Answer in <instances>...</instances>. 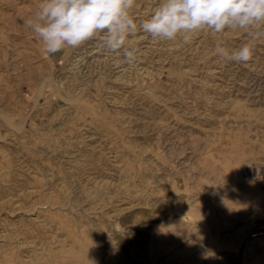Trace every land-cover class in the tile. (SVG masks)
Segmentation results:
<instances>
[{"label": "rangeland", "instance_id": "1", "mask_svg": "<svg viewBox=\"0 0 264 264\" xmlns=\"http://www.w3.org/2000/svg\"><path fill=\"white\" fill-rule=\"evenodd\" d=\"M41 2L0 0V264H264V25L161 41L135 0L129 64L47 55Z\"/></svg>", "mask_w": 264, "mask_h": 264}, {"label": "clouds", "instance_id": "2", "mask_svg": "<svg viewBox=\"0 0 264 264\" xmlns=\"http://www.w3.org/2000/svg\"><path fill=\"white\" fill-rule=\"evenodd\" d=\"M135 0H42L34 19L27 21L39 36L47 55L67 47H79L98 34L111 51H123L133 63L136 49L126 47V39L137 31L131 15ZM264 25V0H162L140 28L153 39L172 41L182 37L185 44L192 35L209 31L213 36L225 29H251ZM217 52L222 49L217 46ZM248 45L234 51L231 60H250Z\"/></svg>", "mask_w": 264, "mask_h": 264}, {"label": "bare ground", "instance_id": "3", "mask_svg": "<svg viewBox=\"0 0 264 264\" xmlns=\"http://www.w3.org/2000/svg\"><path fill=\"white\" fill-rule=\"evenodd\" d=\"M138 48V47H137ZM166 172V171H165Z\"/></svg>", "mask_w": 264, "mask_h": 264}]
</instances>
